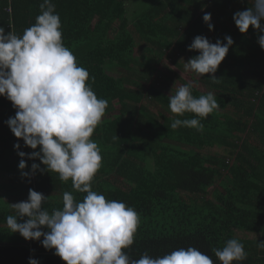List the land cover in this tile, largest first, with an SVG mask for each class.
I'll return each instance as SVG.
<instances>
[{
	"label": "trees",
	"instance_id": "1",
	"mask_svg": "<svg viewBox=\"0 0 264 264\" xmlns=\"http://www.w3.org/2000/svg\"><path fill=\"white\" fill-rule=\"evenodd\" d=\"M42 2L0 0L5 34L12 30L22 35L35 23ZM51 2L61 19L65 46L88 71L97 97L108 102L91 137L102 156L92 190L139 214L134 243L126 250L130 257H157L191 246L221 264L212 250L236 238L247 254L240 264H264L259 246L264 242V50L257 42L264 33L250 26L242 34L233 20L237 11L252 7V0H158L145 12L134 10L131 15L129 4L135 9L147 1ZM205 13L211 14V31L202 19ZM198 35L212 43H226V36L234 41L215 74L194 79L193 95L212 92L220 107L201 121L203 131L173 129L174 119L192 114L171 113L167 89L174 94L176 80L188 81L165 67L168 76L159 67L174 54V63L183 70L185 64L177 57L190 60L199 55L188 50ZM137 37L145 43L139 56ZM15 113L11 101L0 96V241L12 245H0V256L14 247L25 264L29 258L39 264H65L54 249L42 246L43 237L25 240L10 233L6 224V217L14 214L11 204L26 201L29 189L48 197L44 208L50 212L62 207L65 191L77 201L86 195L73 192L71 181H60L57 173H32L33 163L45 166L27 158L39 147H26L5 123ZM214 147L223 151L211 150ZM18 151L26 153L28 177L18 168ZM214 186L211 199L208 190Z\"/></svg>",
	"mask_w": 264,
	"mask_h": 264
},
{
	"label": "clouds",
	"instance_id": "2",
	"mask_svg": "<svg viewBox=\"0 0 264 264\" xmlns=\"http://www.w3.org/2000/svg\"><path fill=\"white\" fill-rule=\"evenodd\" d=\"M39 7L35 23L22 35L12 30L5 34L0 27V96L11 101L16 110L5 123L26 147H39L27 158L39 159L45 167L33 163V174L37 170L57 173L60 181H71L73 192L86 195L77 201L72 192L65 191L62 207L50 212L44 208L48 197L29 189L26 201L11 204L14 214L6 217L10 233H19L29 241H41L43 237L42 246L54 249V255L65 264H214L210 256L191 246L157 257L144 253L139 259L127 253L134 243L139 214L124 202L106 199L92 190L102 156L91 137L108 102L97 97L88 82V71L78 65L73 52L65 46L55 5L43 0ZM202 19L210 31L214 29L210 13ZM233 20L242 34L250 26L264 33V0H252V7L237 11ZM224 39L226 43L219 39L212 43L204 36H196L188 50L198 51L199 55L185 63V71L197 76L215 74L234 43L231 36ZM257 42L264 50V34L258 36ZM210 78L218 80L214 75ZM194 86L190 81L169 95L171 113L192 114V118L174 119L171 128L203 131L201 121L220 107L212 92L194 96ZM14 147L19 150L20 144ZM18 155V168L22 176L28 177L24 171L26 153L18 151ZM259 246L264 249V242ZM212 251L221 264H240L247 256L244 245L236 238ZM28 264L39 261L29 258Z\"/></svg>",
	"mask_w": 264,
	"mask_h": 264
},
{
	"label": "rangeland",
	"instance_id": "3",
	"mask_svg": "<svg viewBox=\"0 0 264 264\" xmlns=\"http://www.w3.org/2000/svg\"><path fill=\"white\" fill-rule=\"evenodd\" d=\"M145 1H147L146 3H143L142 5H140V6H136L135 7V9L134 8H132L131 7V2L132 1H130V4L128 5L129 6V15H131V14H133V12H134V10H137L138 12L139 11H141V12H145V10H147L148 9V5H152L153 3H155V2H157L158 0H145ZM148 1H151L150 3L148 2ZM137 41H138V47H137V50H136V55L137 56H139L140 54H141V48L143 47V46H145V43L144 42H140V40H139V38L137 37ZM179 58H181V63H182V61H183V63L185 64L188 60L186 59V58H182L181 56H178L177 57V59H179ZM176 59V55H171L170 56V58H167V59H165L164 60V64H163V66H160L159 68H160V70H161V72H163V73H168V72H166L165 71V67L167 68V70H171V71H174V72H176L183 80H186V81H188V82H190V81H193L194 83H195V81H194V79H199L201 76H197L195 73H193V72H189V71H185V69H181L180 67H178L175 63H174V61L173 60H175ZM113 75L115 76V77H118L119 75L117 74V72H114L113 73ZM168 76H170L169 75V73H168ZM182 85H184L181 81H175V83H174V88L175 89H178L180 86H182ZM199 87H204V85H202V84H200V82L197 84ZM168 91V93L169 94H172V92L169 90V89H167ZM160 111V110H159ZM158 110H156L155 112H159ZM211 150H213V151H215V152H222L223 150L222 149H220V148H217V147H214V148H211ZM215 188V186L214 187H212L211 189H209L208 190V192H209V198H211V199H213V192H214V189Z\"/></svg>",
	"mask_w": 264,
	"mask_h": 264
},
{
	"label": "crops",
	"instance_id": "4",
	"mask_svg": "<svg viewBox=\"0 0 264 264\" xmlns=\"http://www.w3.org/2000/svg\"><path fill=\"white\" fill-rule=\"evenodd\" d=\"M1 246H12L10 243L2 244V241H0ZM51 253H45L44 256L49 257ZM22 255L19 252L18 248H8L5 250L4 256H0V264H25V261L21 258ZM48 263L49 260H46ZM57 264V263H54Z\"/></svg>",
	"mask_w": 264,
	"mask_h": 264
}]
</instances>
